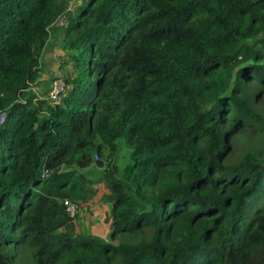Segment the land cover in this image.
<instances>
[{"label": "trees", "instance_id": "16d2710c", "mask_svg": "<svg viewBox=\"0 0 264 264\" xmlns=\"http://www.w3.org/2000/svg\"><path fill=\"white\" fill-rule=\"evenodd\" d=\"M1 115L0 264H264V0H0Z\"/></svg>", "mask_w": 264, "mask_h": 264}, {"label": "rangeland", "instance_id": "374dc122", "mask_svg": "<svg viewBox=\"0 0 264 264\" xmlns=\"http://www.w3.org/2000/svg\"><path fill=\"white\" fill-rule=\"evenodd\" d=\"M78 1V0H77ZM64 55L63 51L59 47L57 41H52L50 46L48 47V51L45 54L44 57V71L45 74L42 77V83L39 88L34 89L35 93L37 95H41L42 92H45L47 90V82L50 84L54 80L62 79L63 74H62V69L60 68V58L61 56ZM46 83V84H45ZM117 151L114 156L115 162L120 166L121 168H125L129 164H131V149L128 146V141L126 138H121L117 141ZM90 169L86 170V173H89ZM89 177H92L91 174L88 175ZM94 190L96 192V197L90 201L88 204H86L83 209L87 211L86 215L84 216L85 218L83 219V216L81 215V219L77 221L75 224V229L79 232H86L88 233L89 229L91 228V225L94 222H99L101 227H103V222L104 224L106 223L109 212L106 210L107 204L105 203L104 199V194L107 192V189L103 183H100L94 187ZM88 228V230H87ZM108 228L111 230V220L110 217L108 219ZM96 230V228H94ZM92 230V229H91ZM88 231V232H87ZM110 232V231H109ZM90 234V233H89ZM109 233L106 234V239L101 236H97L101 239L104 240H110L108 235Z\"/></svg>", "mask_w": 264, "mask_h": 264}, {"label": "built area", "instance_id": "2783aa9c", "mask_svg": "<svg viewBox=\"0 0 264 264\" xmlns=\"http://www.w3.org/2000/svg\"><path fill=\"white\" fill-rule=\"evenodd\" d=\"M66 85L63 81L57 80L53 83V87L50 93L51 98L55 103L61 102L62 94L65 92ZM6 122V115L0 116V130L3 127V125ZM66 210L68 215L71 218H76L78 215H80L83 212V209L81 206L75 203H71L69 201L65 202Z\"/></svg>", "mask_w": 264, "mask_h": 264}, {"label": "crops", "instance_id": "0c3cea01", "mask_svg": "<svg viewBox=\"0 0 264 264\" xmlns=\"http://www.w3.org/2000/svg\"><path fill=\"white\" fill-rule=\"evenodd\" d=\"M47 51H48V49H47ZM46 51V52H47ZM46 54V53H45ZM45 54H44V57H45ZM44 57H43V59H44ZM42 63H43V65H45V62H44V60L42 61ZM45 74V73H44ZM44 76V75H43ZM42 76V77H43ZM42 79V78H41ZM39 80L38 82H41L42 80ZM46 85H48L47 86V89H49L50 88V86H51V84H46ZM107 192H105V194H106ZM104 194V195H105ZM108 209V210H107ZM106 210L109 212V206H107V208H106ZM108 219H109V216H108ZM108 219H107V221H106V223L104 224V222H103V227H101V225L99 224V222H94L92 225H91V228L88 230V228H87V230L89 231H87L88 233H90V234H92V235H94V236H101V237H104L105 239H106V234L107 233H109L108 235H110V233H111V230H109V228H108ZM94 228H96V230L94 229ZM92 229V230H91ZM110 231V232H109Z\"/></svg>", "mask_w": 264, "mask_h": 264}]
</instances>
